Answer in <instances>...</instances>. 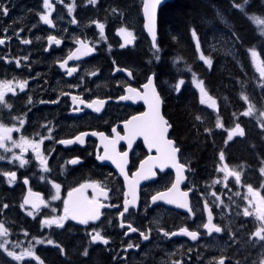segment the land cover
Masks as SVG:
<instances>
[{"label": "trees", "instance_id": "16d2710c", "mask_svg": "<svg viewBox=\"0 0 264 264\" xmlns=\"http://www.w3.org/2000/svg\"><path fill=\"white\" fill-rule=\"evenodd\" d=\"M84 1L88 0H79L80 3ZM125 1L128 0H98L97 3H104L109 7L102 17L98 13V6H90L93 7L94 14L98 13L95 16L99 20L95 22L107 24V26L104 25L105 35H102L107 41L104 45L115 44L112 43L114 39L112 25L123 22L120 9ZM235 4L242 5L243 11L235 7ZM108 15H115L116 21L113 20L114 22L111 23ZM251 15L264 16V0H248L247 5L243 4V0H169L159 11L157 50H155L158 60L151 64L152 72L155 74L158 89L164 100V114L172 124L171 137L180 147L181 161L189 166L188 186L191 188L196 180L210 182L216 177L219 155L223 151L228 165L244 166L242 182L254 188H260L264 196V181L260 172V167L264 164V130L256 119L242 114L247 109V102L242 96H247L258 111H264V84L260 83L250 55V49H256L264 63V35H261ZM95 22L93 27L99 34L101 31ZM34 25L36 26V23ZM193 29L196 31V36L192 34ZM43 31L47 36L48 31L46 29ZM30 41V54L36 58L37 64H50L54 69L53 59L56 52H46L45 41L41 39L31 37ZM103 47H97L98 52L93 56L95 61L91 64L96 67L109 68L111 66H108L106 62L113 59L114 63V59H117L118 66L127 65L133 68L131 64H128V60L135 62L140 59L139 62H141L144 59L147 69L142 71L148 70L147 59L151 58V53H139L129 46L120 52L112 49L111 54H108ZM14 49H16L15 46H10L3 50L0 53L1 57L5 55L4 52ZM21 49H23L22 46ZM152 50L154 48L151 44ZM119 53L123 54L118 55ZM200 53L211 60V65H207L200 58ZM1 57L0 61L3 60ZM28 66L30 68V65ZM11 68L16 69L12 64L1 65L0 63V79L13 76L17 70L13 71ZM23 71L31 72L27 68ZM192 72L198 75L207 91L216 99L217 112L200 101L198 90L191 81ZM179 79H183V84L177 90L176 84ZM65 90H67L66 87L63 88V91ZM45 94L46 92L42 90L35 94L41 98L39 102L34 103L31 110V114H39L37 124L55 115L64 118V111L70 104V102L65 105L42 103L44 101L42 97ZM6 101L11 105L8 113L13 116H22L30 107L29 103H25L24 94L16 97L9 95ZM65 116L69 117L68 113H65ZM103 117L108 122L109 117L106 113ZM71 119L76 122V133L84 129H104L101 118L93 114ZM219 119L224 129L218 128ZM236 124L240 125L245 134L244 136L237 134L229 140L228 130L234 128ZM27 127L29 134L44 133V131L39 132L41 129L36 125ZM46 145L50 153L51 151L54 153L55 149L59 148L58 144L52 142H47ZM82 153L80 151L73 154L83 157V163L69 166L67 176H64L61 170L63 158H50L49 175L52 179L46 178L40 188L30 181L32 187L42 191L48 198L52 193V180L63 183L66 190L86 180L104 182L105 179L111 178L118 184L115 190H119V193L116 195L120 194L123 185L118 176L109 167L98 164L94 153L91 155L85 152V155H82ZM136 163L137 157L134 154L132 167ZM3 170L5 169L0 166V209L2 204H8L7 209L12 217L13 228H24L34 237L52 239L55 245H38L35 248V253L45 264H106V258L102 254L94 257L82 254L80 244L83 240L72 236V234L81 235L80 233L90 226H79L68 221L63 227H42L41 217L49 215L46 207L34 218L25 214L20 207L21 192L25 190V185L21 179L10 186L2 173ZM171 179L172 174L161 175L158 184L166 185ZM192 200L194 203V192ZM58 242H61L65 248L64 255L57 247ZM247 251L248 249L245 251L246 254L244 252L238 256L241 258L246 255L252 256L251 250ZM246 259L250 263V258ZM0 264L31 263H17L0 251Z\"/></svg>", "mask_w": 264, "mask_h": 264}, {"label": "rangeland", "instance_id": "374dc122", "mask_svg": "<svg viewBox=\"0 0 264 264\" xmlns=\"http://www.w3.org/2000/svg\"><path fill=\"white\" fill-rule=\"evenodd\" d=\"M25 2L28 5L31 4L32 15L30 16V18L31 20H33V22L36 23V26L33 27L36 32V38L34 39H41L42 41H45V45L46 37L48 35L54 34L58 36L61 34H58L54 31L58 32V30H63L64 32L68 33L66 40L70 43L72 42V47L76 45L77 38H82L83 40L88 41L96 45L97 47L104 46L103 49L108 54H111V51L113 50L120 52L121 50L129 46H131L132 49L137 50L139 53H151V58L147 59L148 70H145L144 72L142 71V69H147L146 62L144 61V59L141 62H139L140 59L135 60V62L128 60V64H131L133 66L132 68L128 67L127 65L118 66L117 59H114L115 62L113 63L112 56L110 57L112 60L106 62L108 66H111L109 67L111 68V70L105 67H96L95 65L91 64V62L95 61L94 58L89 61L85 60L83 62H79L78 69L74 78L76 80V83L81 87L79 93H85L89 98L101 97L100 95H108L113 91L117 92V84H120L122 86L125 83L127 70H134L140 78H144L146 80L153 69V66H151V64L155 63V61L158 60V55L155 51L157 49L151 51V42L144 31V20L142 17L143 0H128L127 2L125 1V3H123V6L120 9L123 22H119L118 25H112L114 37L112 43H115L114 45H104L107 41H105L101 33L97 34L96 29L93 27L94 22L96 20H99L96 18L97 16L95 15L99 13L100 17H102L109 9V7H107V5H105L104 3L92 4L89 0L84 1L82 3H80L79 0H49V3L51 5V12L49 13V9L44 7L43 0H25ZM90 6H98L99 12H95L94 14V9ZM69 7L72 8L71 12H69ZM34 11L38 12V14H36ZM41 15H49V18L52 20L53 23L51 25L46 24L43 20L40 19ZM108 17L111 23L114 22L113 20L116 21L115 15H108ZM251 18L256 23V26L261 33L262 29H264V25H260L258 23V20H264V16L251 15ZM73 20H75V23L72 22ZM102 23L107 26L105 22ZM121 28H126L128 31H131L133 33L134 40L132 41V43H126L127 36L126 33H121ZM40 29H46L48 31L47 36L45 35V33H37V31ZM250 50H254L257 53V57L255 58V60L252 57L251 52L250 55L254 68L258 72L260 83L264 84V77H261L260 72L257 70V66L262 63V60L259 57L256 49L252 48ZM121 54L123 53H119L118 55ZM129 56L132 57L134 55ZM199 56L201 58L203 55L200 53ZM31 57L32 56L29 55L30 63H27L25 61L26 57L22 58L16 57L14 55L5 54L3 56L4 59L0 61L1 65L15 64L17 67H21V65L27 64L30 65V68H16L17 71L16 73H13V76L9 78L0 79V81H11L12 83L10 87L14 90L13 92H8L5 90V101L7 100V96L9 95H13L14 97H16L21 94H24L26 96V104L29 103V98L31 99L28 111H26L25 114H22V116H13L8 113V110L10 109L9 107L5 105H0V124H3L9 128L14 127L18 129V131H13L11 133L12 140H15L17 143L20 142L21 137H25L29 140L34 141H38L41 137H44L45 139L43 140V143L39 146V151L43 157L47 158V166L49 168V171L46 172L43 170V168L40 166L39 159H37L36 152L33 151L31 147H29L27 151L23 152L22 157L23 159L28 161V163L21 167L19 160H14V156L21 155V149L19 147H14L11 140L5 142L6 148L10 149V151H5L4 148H0V156L4 157L3 160H0V166L2 167V169H5L2 171V173L4 174L8 183L9 176L5 175V173H11L14 171L20 177V179L18 180L28 178L32 183H34L40 188L41 184L46 178H51L49 175L50 158H63L61 170L64 173V176H67V173L69 172L68 167L70 166L68 164V160L72 157V155H69L68 153L64 152L59 148H54L55 152L53 153V151H51L50 153V150H48L46 147V143L52 142L53 144H57L61 138L76 133V122L71 119L74 117L65 116V113H67V111L69 110L68 105L67 109L64 111L63 114L64 118L57 117L55 115L38 124L36 123L39 114H31V110H33L34 103L39 102V99L41 98H39L35 94L42 90L46 92V94L42 97L43 99L53 100L59 96V94L63 91L64 87H67V90H71L68 87L72 86V80L71 82H66L59 73L60 71H57L56 67H54L53 69L50 64H37L36 58ZM203 57L204 59H201L204 62L206 60H210L206 56ZM57 59L58 56H55L54 65ZM125 60L127 61V59ZM17 61H19V66L17 65ZM41 64L43 66H40ZM206 64L209 65L208 63ZM26 68L31 72L29 73L27 71H23L26 70ZM21 72H24V74H20ZM93 72L97 74L91 75L90 73ZM121 73L122 75L118 77V75ZM22 81L27 82L23 90H21L19 86V82ZM191 81L198 90L200 101L204 99L205 101H207L204 104H206L211 109L217 112L218 104L216 99L212 95H210L204 85V82L194 72L191 73ZM200 82H203L202 87L206 95L201 92ZM182 84L183 79H179L178 83L176 84V88L178 86L179 89ZM209 97H211V99L215 101L214 107L212 106L211 100L208 99ZM68 102L69 99H65L62 105H65ZM246 102L247 109L249 104L253 105V103L249 99ZM6 104L9 103L6 101ZM262 112L264 111H258L254 107L253 114L249 115V117H252L258 121L260 127L262 124H264V116L260 115V113ZM95 116L97 117V115ZM100 118L101 121L105 119L103 115L100 116ZM21 120L24 121L22 125L20 123ZM218 124L222 125L218 128L224 129V125L221 119H219ZM30 125H36L41 129L39 132L44 131V133L36 134L37 132H35L34 134H29L27 126ZM261 128L264 130V127ZM49 129H51V131H49ZM233 129H235V127L228 130V136L230 133H232ZM236 135H233V137ZM225 164L228 166L229 170L239 171L242 177L244 166H230L226 163L225 159L224 161H221L219 155L218 169L223 168ZM262 168H264V164L260 167V172ZM218 169L217 175L212 181L199 182L196 180V183L192 185L195 199L197 200V203L194 202L195 208H202V219L204 217V214H207L209 210H211V213L215 217V224L223 229V231H221L219 234L210 237L211 240L214 239L215 241L207 242L206 247H210V250H214V248H218V245H222L223 249L227 246L226 241L233 240L234 242L238 243V255L244 254L247 249L248 251L251 250L252 252V256L246 255L242 258L241 256L239 257L237 254L233 253L234 256L238 257L237 264H242L240 263V260H244L248 257L250 258V263L248 264H259V261L264 259V241H260L258 238L252 236V233L255 232L257 228L261 227V222L256 218L255 215L256 208L253 207V205H256L258 207L260 204V197L264 196L262 195L260 188H254L253 186L252 188L254 189L256 195L248 193L246 187L248 184H244L242 182V179L239 184L235 182L234 177H228L226 180L225 173L218 171ZM262 176L264 181V175ZM214 181H219V183H214ZM15 182L17 181H13L12 183H9V185L12 186L13 184H15ZM51 182L52 193L48 198L44 196L46 203L41 209L37 211H33L32 209L27 208L25 206L21 207V205L23 204L22 197L25 194V190L21 192L20 207L24 210L25 214H27L31 218H34L39 215L40 211L44 209V207L47 208L49 215L41 217L42 227L57 226L56 224L48 226L46 224H43V221L45 219L51 220L62 217V212L65 209V199L67 193L71 191L70 189L76 186H81V188L86 190L89 196L92 198V189L97 188L93 187L92 185L99 184L100 186H103L101 182L86 180L81 182L80 184L70 186L69 188L64 190L63 183H57L55 182V180H52ZM103 183L108 184L109 186L105 185V187L110 188L114 194L119 193V190H115V187H118V184L115 179L107 178L104 180ZM54 184H58L60 186L59 190L54 187ZM35 190L44 195L42 191H39L38 189ZM212 193H215L216 195L213 196ZM237 193H239V195H237ZM244 197H248V199H244ZM249 200L252 201L251 204L249 203ZM205 202H207V208L205 207ZM4 205H7V207H4ZM246 207L253 212L252 216L243 215V211ZM7 208L8 204L5 203L1 205L0 223H3L4 226L8 229V234L6 236H0V244H4V247L8 251H13L16 255L22 256L25 250H31L35 254V257H38L35 253V248L38 245H55L52 239H46L44 237H34L32 236L31 232L24 228H13L12 217L10 216V212ZM48 241H51L52 243H48ZM228 248L230 250L229 246ZM0 251L3 252L8 258L14 260L17 263L29 262L31 264H40V261H42L40 258L39 260H36L34 257H23L21 260H15L13 259V257L8 256L7 252L3 248H0Z\"/></svg>", "mask_w": 264, "mask_h": 264}, {"label": "flooded vegetation", "instance_id": "af4514ba", "mask_svg": "<svg viewBox=\"0 0 264 264\" xmlns=\"http://www.w3.org/2000/svg\"><path fill=\"white\" fill-rule=\"evenodd\" d=\"M0 4L6 6L9 10L7 15L0 14V39L4 40V43L0 44V53L10 46H15L16 49L10 50L6 53L4 52V54L14 55L16 57L22 58L26 57L25 61L29 63V55L32 56L30 54V38H36V32L33 29V27H35V22H33V20L30 18L32 15L31 4L28 5L25 0H0ZM34 12L38 14V12ZM30 29H32L31 31L33 32H31ZM54 32L61 34L58 36L53 34L58 40L61 41V43L57 45L54 41L52 44H50V47L46 41V45L44 43L46 52H56L55 56H58V59L55 61L54 66L56 67L57 71H60L59 73L66 82H71L72 80V86L68 87L71 90H68V92L77 93L86 100H91L87 94L79 93L81 87L76 83L74 78L76 72H73L72 75H68L69 69L73 67L78 69L79 62L83 61H72L66 67H61L58 65V63L63 61L75 46L82 45L83 47H86L87 45H94L83 40L82 38H77L76 45L72 47V42L70 43L66 40L68 33L64 32L63 30ZM37 33H44V31L43 29H40L37 31ZM26 40L29 42L24 43ZM21 46L23 49H21ZM1 58L4 59L3 57ZM12 65L18 69L29 67L28 64L21 65V67H17L15 64ZM11 70L16 71V69L13 68H11ZM129 73H131V75H129ZM120 75H122V73ZM146 80L144 78H140L134 70H127L125 83L122 86L117 84V92L113 91L111 95L108 96L113 98L104 111L106 116L109 117L108 122L106 119L102 120L103 126L101 124L99 125L104 129L99 130L105 131L108 135H112V130L116 126V131L118 133H123L124 129L121 123L127 121L130 117L139 114L144 110V106L141 101H137V98L135 97L136 93L143 90L142 86ZM127 86H131L132 89L135 90V92H129V96L134 98L128 99L127 102H116V98L126 95L125 87ZM62 93L63 92H61L59 96L53 100H59V103H61L65 99H69L68 95H63ZM46 101L51 100L46 99ZM69 101V107L72 109L71 100ZM85 114L94 113L86 111L81 116ZM58 147L72 156L75 152L80 151L83 152L82 155H85L84 152L90 153V155L94 153V158L97 154V141L92 138L87 139L85 146L74 145L73 147L64 148L58 144ZM125 147V144L120 146L122 150H124ZM134 154L137 157V163L147 155L141 140L138 141L134 147V150L131 153V159H133ZM77 157H79V155ZM79 158L82 159L79 164L83 163V157ZM134 167H136V165ZM165 174H160L158 180L160 179L161 175ZM173 179L174 177L172 174L171 181L166 185L164 184L165 186L159 185L158 181L143 185L141 187L138 207H130L129 212L125 213L123 218L120 217V212L123 211L124 205V186L121 190L122 192L116 195V193L114 194L110 188L105 187V185L109 186L108 184L101 182L103 186L100 187L104 188V190L107 192V196L105 197L100 192V188L97 187L96 189H92V198L89 196L86 190L79 186L78 188L82 189L87 199L91 201H98L101 204L107 205L103 210L100 219L96 221H89L88 224L84 225L90 226V228H85V231L80 233L81 235L74 236V234H72L73 238L83 240V243L80 244L81 253L84 254L85 250H87L88 255H91L92 257L102 254L106 258V264L109 262H112L113 264H216V261H218L221 257L225 259V264H237L238 257L234 256L233 254L235 253L238 255L239 251L237 242L228 240L226 241L227 246L223 249L222 245H218V248H214V250H210V247H206L207 242L215 241L214 239L211 240L210 237L219 233L213 232L208 234L207 229L203 227V225L208 222L209 212L204 214L202 219V208H195V204L193 203L191 196L192 193L190 195L193 211L192 214L176 210L162 203H152V197L154 194L167 189L172 184ZM184 189L189 188L184 186ZM194 202L197 203V200L195 199ZM64 210L62 212V216L65 215ZM68 221L76 224L69 219H66L63 224L67 223ZM122 221L124 224L123 227H121ZM212 223L215 224V217L213 214ZM129 224L132 228L137 229V231H130L128 228ZM182 228H187L189 231L198 232V238L196 240H192L190 236L179 233V230ZM94 230L100 231L101 234L108 239L109 243L105 245L100 241L93 242L91 236L94 234ZM164 232L178 234L165 236ZM141 233L147 235L148 239L145 240ZM129 244H132L133 247L128 248L127 246ZM228 246L230 247V250ZM57 247L60 251L63 249L61 254L64 255L66 251L61 245V242L57 243ZM240 263L248 264V261L245 258V261L240 260Z\"/></svg>", "mask_w": 264, "mask_h": 264}, {"label": "snow or ice", "instance_id": "6c2138e0", "mask_svg": "<svg viewBox=\"0 0 264 264\" xmlns=\"http://www.w3.org/2000/svg\"><path fill=\"white\" fill-rule=\"evenodd\" d=\"M98 2V0H90V3L92 4H96ZM44 3V7L49 9V13L51 12V5L49 3V0H43ZM161 3V0H145L144 3V14L145 17L147 18V23L145 25V27L148 28L149 32L152 34V38H153V43L155 45V40H156V35H155V25H156V6L158 4ZM248 0H243V4L247 5ZM237 8H241V10L243 11V6L240 4H235L234 5ZM8 8L6 6H3L2 4H0V14L3 15H7L8 14ZM72 11V8L69 7V12ZM115 11V10H114ZM40 19L43 20L46 24H52V20L49 18V15H41ZM73 23H75V20L72 21ZM97 23V26L99 27L100 31H101V35H103V30H104V24L103 23H99V22H95ZM258 23L260 25H264V20H258ZM121 33H126L127 39H126V43H132V41L134 40V36L133 33L131 31H128L126 28H121L120 29ZM192 34L193 36H196V31L195 29L192 30ZM261 35H264V29H262L261 31ZM48 40L50 42L55 41V43L57 45H59L61 43L60 40L56 39L54 36H49ZM29 41H24V43H28ZM4 40L0 39V44H3ZM123 47V45H122ZM91 51V49H90ZM252 57L255 58L257 57V53L254 50H250ZM78 59L79 57L76 56L75 53H73L72 55H70L68 57V60L71 59ZM202 59H204V57H201ZM206 63H208L209 65L211 64V60H206ZM17 65L19 66V61H17ZM67 65V60H65L62 64L61 67H66ZM119 70V69H118ZM257 70L260 72L261 77H264V63H261L257 66ZM77 69L76 68H71L68 70V75H72L73 72H76ZM91 75H96L97 73L93 72L90 73ZM129 75H131V73H129ZM11 81H0V105H5L9 108H11L10 104H6L5 101V90L8 92H13L14 90L10 87L11 85ZM182 83V81H181ZM201 83V92L204 93L206 95V93L204 92V89L202 87L203 82ZM27 82L26 81H22L19 82V86L20 89L23 90V88L26 86ZM153 85V81L152 78L150 77L148 80V83L146 85H144L145 88V93L143 96H140L139 93H136V97L135 98H140V99H144L146 103H148L149 105V111L146 113L141 114L140 116H134L132 117L131 120L126 121L124 123V128H125V135L124 136H120V134L117 132V140H123V139H128L129 140V144L131 143V140L133 138H135L136 136H143L145 139V142L148 143L150 148H156L157 152L160 154L161 159L159 160V164L160 167L163 168L165 166H167V164L171 163L173 167H177L178 171L180 169L184 168V165H178L176 163V153L179 151L178 148H176L174 146V142L170 139L166 138V134L168 132V128L170 127L167 123V121L164 119V117L161 115L160 113V104H161V99L159 97V95L155 92V88L152 86ZM151 89V93L149 94V92L147 90ZM177 90H178V86H177ZM129 92H135L134 89H129ZM134 97L132 96H122L120 97V99L122 100H127V99H133ZM243 99H245L246 101L248 100L247 96H242ZM73 101H77L78 99H80L79 97L73 96L72 97ZM209 100H211L212 106H215V101L211 99V97L208 98ZM81 103H83V100L80 101ZM202 103H206L207 101H205L204 99L201 100ZM29 103H31V99L29 98ZM105 101L104 100H94L91 103H89L87 106L89 108L94 107V110L96 112H100L102 106L104 105ZM75 111H79L80 109H74ZM254 112V106L249 104L248 109L242 113L243 115L249 116L252 115ZM261 116H264V112L260 113ZM197 119H200V117H197ZM21 125L24 123L23 120L20 121ZM218 127L222 126L220 124L217 125ZM261 127H264V124L261 125ZM13 131H18V129L16 128H9L3 124H0V148H4L5 151H10V149L6 148V141L11 140L12 144L14 147H19L21 149V155L20 156H14V160H19L20 166L23 167L25 164L28 163V161H26L25 159H23L22 154L24 151H27V149L29 147H31L33 149V151L36 152V156L37 159H39L40 161V166L43 168L44 171H49V168L47 166V158L43 157L42 154L39 151V146L40 144L43 143V140L45 139L44 137H41L38 141H34V140H29L25 137H21V140L19 143H17L15 140H12L11 137V133ZM49 131H51V129H49ZM207 131V129H206ZM113 132H116V129H113ZM238 134L239 136H244V130L240 127L239 124H236L235 129H233L232 133L229 134L228 139L231 140L233 135ZM86 134H81L76 136L74 139H69V140H60L58 141V143L60 144H72L76 141H78L79 143L83 144L84 143V139L83 136ZM103 137V133L100 134ZM50 138V137H48ZM105 140L107 139L106 137L104 138ZM117 141L113 140V141H109L107 144H105V155L103 156H98L97 158L101 161L103 160H112L114 163L117 162V157H119L120 159H124L127 156V153H115L114 151V145ZM109 145H112V149L110 150ZM4 157L0 156V160H3ZM225 156L223 151H221L220 153V160L224 161ZM79 158L73 159L70 161V163L72 164H77L79 163ZM118 167H121V165L119 163H117ZM141 167H143V164L141 165ZM123 170V169H122ZM218 171L224 172L225 173V179L227 180L228 177H234L235 178V182L236 183H240L241 182V173L239 171H234V170H229L228 166L225 164L223 168H219ZM261 174L264 175V168L261 169ZM5 175L9 176V183H12L13 180L16 177V173L12 172V173H5ZM137 175H140L139 173H137ZM143 178V177H142ZM28 181L25 180V183H27ZM179 183V177L177 179V183L172 185V188L169 189L167 192H162V193H157L155 196L152 197L153 202H156L157 200H162V201H166L169 204H176L178 207L180 208H185L188 209L189 212L192 211V209L189 207V204L187 203L186 199H183L185 197H187V193H180L179 194V198L174 196L173 193L177 188V184ZM214 183H219V181H214ZM93 187H99L100 188V192L106 197L107 196V192L104 190L103 187H100L99 184L96 185H92ZM54 187L57 188V190H59V185L58 184H54ZM132 187V191H133V199L132 200H128L125 199L124 201V205H123V211L120 212V217L123 218L125 213L129 212V205H135V194H134V186ZM247 190L248 193L252 194V195H256L254 189L252 188L251 185H247ZM71 195V194H70ZM213 196H215V193H212ZM237 195H239V193H237ZM127 196V193H126ZM244 199H248V197H244ZM31 203L30 200H28L27 198L24 200V204L21 205V207H24V205H27ZM249 203L251 204L252 201L249 200ZM4 207H7V205H4ZM33 208H37L38 205H36L35 203L32 204ZM104 205L99 203L98 201H92L89 202V207L87 208V210H82L79 206L77 205H73L71 208L69 207V203L66 201L65 202V215L59 218H55V219H45L43 221V224H46L48 226H51L52 224H56L58 227H63V222L68 219L69 217H71V219L76 220L79 219L80 223L82 224H88L90 220H98L100 218V209L103 208ZM205 207L207 208V202H205ZM253 207L256 208V218L261 222V227L257 228V230L255 232L252 233V236L258 238L260 241H264V197H260V204L257 207L256 205H253ZM31 214V213H29ZM243 215L244 216H252L253 212L249 210V208H245L243 211ZM123 221L121 223V227H123ZM203 227L205 229H207L208 234H211L213 232L216 233H220L221 231H223L222 228H220L219 226L215 225L212 223V214H211V210H209V216H208V222L206 224L203 225ZM128 228L130 231L132 232H136L137 229L132 228L131 225H128ZM179 233L185 234L187 236H190L192 240H196L198 238V232L196 231H189L187 228H182L179 230ZM8 234V229L4 226L3 223H0V236H6ZM178 233H168V232H164L165 236L168 235H177ZM141 235L143 236V238L145 240L148 239L147 235H144L143 233H141ZM91 239L93 242L96 241H100L102 243H104L105 245L109 243L108 239L101 234L100 231H95L94 230V234H92ZM48 243H52L51 241H48ZM128 248H132L133 245L129 244L127 246ZM138 247V246H137ZM0 248H3L6 252L7 255L10 257H13V259L15 260H21L23 257H34L36 260H39V257H35V254L31 251V250H25L23 255H16L15 252L13 251H8L5 247L4 244H0ZM61 252H63V249H61ZM84 255H88L87 250H85ZM40 264H43V261H40ZM216 264H225V259L223 257H221L218 261H216ZM259 264H264V259L259 261Z\"/></svg>", "mask_w": 264, "mask_h": 264}, {"label": "water", "instance_id": "95a60500", "mask_svg": "<svg viewBox=\"0 0 264 264\" xmlns=\"http://www.w3.org/2000/svg\"><path fill=\"white\" fill-rule=\"evenodd\" d=\"M167 1H169V0H161V3L156 6V25H155L156 40H155V45H154L152 34L149 32L148 28L145 27V25L147 23V18L145 17V14H144V3H145V0H143L142 13H143V20H144V30H145V33H146L147 37L149 38L150 42L152 43V46L155 49L157 48V39H158L159 11H160L161 7ZM48 42H49V46H50V44H52L54 41L50 42L48 40ZM90 49H91V51H90ZM73 53H75L76 56H78L79 58L78 59L74 58V59L68 60V57L70 55H72ZM94 53H95L94 46L87 45L86 47H83L82 45H78L77 47H75L69 53V55L63 61L59 62L58 65L61 66V64L65 60H67V65H68L72 61H77V60H80V59H86L88 57H91V56L94 55ZM150 77L152 78V81H153V85L152 86L155 88V92L159 95V97L161 99L160 113L164 117V119L167 121L168 125L170 126L168 128V132L166 134V138L172 140L174 142V146L179 149V151L176 153V163L178 165H184L183 169H180L178 171L177 167H173L171 163H169V164H167V166L161 168L160 164H159V160L161 159L160 154L157 152L156 148H150L149 147L148 143L145 142V139H144L143 136H136L135 138H133L131 140V143L129 144V140L128 139L117 140V135H116L117 131L113 132V130H112V135H108L105 131H99V130H96V129H88V130H83V131L75 134L72 137L60 139V140H69V139H74L78 135L86 134V135L83 136V139H84V143L83 144L79 143L78 141H76V142H74L72 144H60V143L59 144L61 146H63L64 148H69V147H73L74 145L85 146L86 145V141L89 138H92V139L96 140L97 141L96 161L100 165H106V166H109L110 168H112L113 171L115 173H117V175L121 178V180L123 181V185H124V201H125V199H128V200H132L133 199V191H132V187L131 186H134L135 205H129V208L130 207H133V208H137L138 207L139 201H140L141 187L143 185L151 183V182H155L158 179V177H159V173L163 174V173H165L167 171H171L173 173V175H174V179H173L172 184L167 189L159 191L157 193L167 192L169 189L172 188L173 184L177 183V179L179 177V183L177 184V188L174 191L173 195L179 198V194L180 193H185L186 192L188 195H187V197H185L183 199H186L187 203L189 204V207L192 209L191 196H190L191 192H192V189H184L183 188V186H185L187 181H188V169L189 168H188V166L185 163H183L180 160V156H179L180 148L178 146H176L175 139L170 136V132L172 130V124L169 123L168 118L164 115V112H163L164 100H163V97L160 94V91L158 89L154 73H151L148 76V79L145 81V83L142 86L143 90L139 91L138 93H139L140 96L144 95V93L146 91L145 88H144V85H146L148 83V80H149ZM125 89H126V95H122V96H129L130 95L129 89H132V87L131 86H127V87H125ZM147 91L149 92V94L151 93V89H149ZM64 95H69L71 97L72 107H73L72 110L69 111V115H71V116H80L86 111L94 112L96 115H102V113L106 109L107 105L113 100L112 97H107V98H93L92 100L88 101V100L84 99L81 95H78L76 93H70V92H66ZM73 96L79 97L80 99H78L77 101L74 102L73 99H72ZM122 96H120V97H122ZM120 97L116 98L115 101L116 102H120V101L127 102L128 101V99L127 100H122V99H120ZM97 99L105 101V103L102 106L100 112H96L94 110L95 106L92 107V108H89L87 106L89 103H91L92 101L97 100ZM81 100H83V103L80 102ZM137 101H139V102L141 101V103L144 106V110L141 113L136 114L134 116H140L141 114L146 113V112L149 111V105H148V103L145 102L144 99L137 98ZM58 102H59V100L50 101L49 104H57ZM77 108L80 109V110L79 111H75L74 109H77ZM134 116H132V117H134ZM132 117H130L127 121L131 120ZM125 122L121 123L123 125V129L124 130H123V133H119L120 136H124L126 134L125 133V128H124V123ZM114 128L116 129V126ZM101 133H103V137L100 135ZM105 137L107 138L106 140L104 139ZM113 140L117 141L115 143V145H114L115 153H125L126 152L127 153L126 158L120 159L119 157H117L116 158L117 159L116 163H114L112 160H107V159L103 160V161L99 160L97 158L98 156L105 155V144H107L109 141H113ZM139 140L142 141V143L144 145V148L147 151V155L143 159H141L138 162L137 167L132 172H130L129 168H130V165H131V153L134 150V147L136 146V144L138 143ZM121 144H125L126 145V148L123 151L120 150V145ZM112 147H113L112 145H109L110 150L112 149ZM76 158H79V157H74V158L70 159L69 163H70L71 160L76 159ZM79 161L81 162L82 159L79 158ZM79 163H77V164H79ZM117 163H119L121 165V167H118ZM70 164L71 165H77V164H72V163H70ZM142 164H143V167H141ZM137 173H139L140 175H137ZM16 178H17V174H16V177H15L14 180H16ZM25 180H27L28 182L25 183ZM23 182H24L25 187H26V191H25V194L23 196V204H24V200L26 198L31 201V203H29L27 205H24V206L27 207V208H31L33 210H38L39 208H41L45 204L44 197L39 192H37L36 190L32 189L28 178H25L23 180ZM126 193H127V196H126ZM157 193H155L154 196ZM66 201L69 203V207L70 208L73 205H77L82 210H87V208L89 207V202H92L91 200H89V199H87L85 197V194L83 193L81 188H75V189H72L71 191H69L68 194H67ZM33 203L38 205V207L37 208H33L32 207ZM152 203L153 204L162 203V204H164V205H166L168 207H172V208H175V209H177L179 211H183V212L190 213V214H192V212H193V211L189 212L188 209L180 208L176 204H169L166 201H162V200H157L156 202H153V200H152ZM106 206L107 205H104V207L100 209V213H101L100 218H101L102 212L106 208ZM64 213H65V210H64ZM68 219L73 221V222H75L78 225H82V226L86 225V224L80 223L79 219L73 220V219H71V217H69ZM90 221H96V220H90Z\"/></svg>", "mask_w": 264, "mask_h": 264}]
</instances>
